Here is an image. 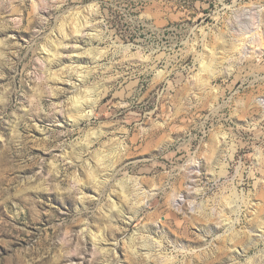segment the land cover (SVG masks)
<instances>
[{
    "label": "rangeland",
    "instance_id": "rangeland-1",
    "mask_svg": "<svg viewBox=\"0 0 264 264\" xmlns=\"http://www.w3.org/2000/svg\"><path fill=\"white\" fill-rule=\"evenodd\" d=\"M0 264H264V0H0Z\"/></svg>",
    "mask_w": 264,
    "mask_h": 264
},
{
    "label": "bare ground",
    "instance_id": "bare-ground-1",
    "mask_svg": "<svg viewBox=\"0 0 264 264\" xmlns=\"http://www.w3.org/2000/svg\"><path fill=\"white\" fill-rule=\"evenodd\" d=\"M97 102H98V100L96 99V101L94 102V105L95 104H97ZM94 107V106H93ZM93 109L94 108H92L91 110H89L88 112H86V113H84V114H81V120L82 119H84V120H86V119H90L91 118V116H92V114H93ZM84 112V111H83Z\"/></svg>",
    "mask_w": 264,
    "mask_h": 264
}]
</instances>
